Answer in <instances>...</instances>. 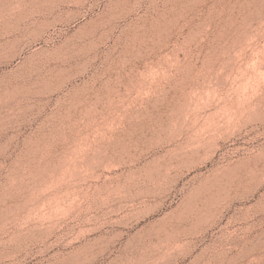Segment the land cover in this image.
Masks as SVG:
<instances>
[{"label":"rangeland","instance_id":"rangeland-1","mask_svg":"<svg viewBox=\"0 0 264 264\" xmlns=\"http://www.w3.org/2000/svg\"><path fill=\"white\" fill-rule=\"evenodd\" d=\"M0 264H264V0H0Z\"/></svg>","mask_w":264,"mask_h":264}]
</instances>
